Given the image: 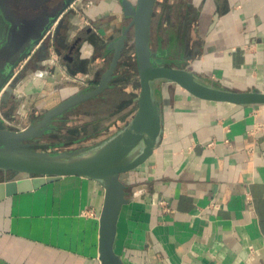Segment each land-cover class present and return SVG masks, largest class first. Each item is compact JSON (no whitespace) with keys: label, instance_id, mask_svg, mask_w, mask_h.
I'll list each match as a JSON object with an SVG mask.
<instances>
[{"label":"crops","instance_id":"1","mask_svg":"<svg viewBox=\"0 0 264 264\" xmlns=\"http://www.w3.org/2000/svg\"><path fill=\"white\" fill-rule=\"evenodd\" d=\"M129 22L117 0H76L50 29L48 52L32 48L15 70L4 124L16 123L17 107L22 116L31 112L27 126L35 124L94 88ZM78 38L72 60L64 61ZM150 42L214 88L264 92V0H156ZM75 82L76 92L63 97ZM154 89L159 146L121 175L128 202L115 254L122 264H264V106L202 101L168 81ZM34 106L47 110L36 116ZM15 179L0 171V182ZM102 199L99 182L75 176L3 199L0 264H100Z\"/></svg>","mask_w":264,"mask_h":264},{"label":"water","instance_id":"2","mask_svg":"<svg viewBox=\"0 0 264 264\" xmlns=\"http://www.w3.org/2000/svg\"><path fill=\"white\" fill-rule=\"evenodd\" d=\"M75 1L58 0L54 5L44 8L42 14L21 33L19 44L14 42L16 47H9L3 55L0 63V171L25 177L0 182V201L31 192L63 177H83L99 182L103 188V199L98 218V260L100 264H122L113 248L119 213L128 202L121 175L143 165L159 146L162 122L159 101L154 96V83L168 81L202 101L242 107L264 106V92L257 89L249 92L217 89L204 83L191 71L164 64L160 60V52H151L150 49V26L156 0H117L123 15L129 17L130 22L110 46L112 58L98 84L48 109L36 124L21 130H11L4 124V118L8 117L3 111V101L15 86V68L36 46H39V51L48 52L51 36L48 32ZM42 24L44 28L41 34L20 50L18 59L6 72V64ZM9 31L10 24L0 8V46L6 41ZM130 34L139 89L136 109L130 122L106 141L75 150H53L56 146L64 147L75 141L59 144L32 142L35 138L53 132L55 125L52 123L62 118L64 113L96 99L112 88L114 71Z\"/></svg>","mask_w":264,"mask_h":264},{"label":"rangeland","instance_id":"3","mask_svg":"<svg viewBox=\"0 0 264 264\" xmlns=\"http://www.w3.org/2000/svg\"><path fill=\"white\" fill-rule=\"evenodd\" d=\"M0 8L3 12L5 19L10 24V31L7 34L6 41L4 44L0 46V63L2 62L3 55L5 51L9 47H16L15 43L19 44V40L21 39L20 36L22 35L25 28L31 24L37 16H40L43 12V8L39 5L38 0H0ZM57 11V9H55ZM45 25V23H44ZM44 25L42 24L27 41L23 43L22 47H20L19 51L15 54V56L6 64V72L12 67V65L18 59V55L20 54V50L24 49V46L30 44L34 38L39 36L43 31ZM131 35V34H130ZM24 36V35H23ZM22 36V38H23ZM19 38V39H18ZM17 39V41H15ZM19 46V45H18ZM22 63V62H21ZM19 63L15 70L18 69ZM121 65L117 70V73H120V77L113 79V84L116 83L120 86V90H124L123 92L116 93L113 92L109 99H106L102 102H91L88 106H83L80 110L75 111V113L66 117L67 123H69L68 129L61 128L55 129L53 132L42 135L38 138L31 140L32 142H36L39 144H59V143H68L73 142L72 144L65 145L64 147L54 148V151H69L75 150L82 147L93 146L98 142H101L104 136L99 138H94L96 133L104 130V129H114L121 126L124 121L128 120L129 116L135 111L136 109V98L138 93V76L136 72L135 66V59H134V49H133V39L132 36L126 42L124 55L121 59ZM116 81V82H115ZM118 82V83H117ZM73 86L74 89H78V83L75 82ZM115 85V84H114ZM116 85V86H117ZM164 86V85H163ZM118 88V87H117ZM74 91L67 92L63 94V97H66L70 94H73ZM128 91V92H127ZM134 94V96H129L127 93ZM49 106L53 104L50 102ZM38 104L37 106H39ZM44 105V104H43ZM37 106H34L37 108ZM38 109L36 114L40 115L44 113L47 109ZM118 112H121L117 114ZM132 112V113H131ZM24 113V112H23ZM14 116L17 118L16 123L12 124L9 127L11 130H21L22 128L26 127L29 123V115L31 112H28V115H20V110L17 109L14 111ZM125 116V120H119L115 122L120 117ZM55 124V123H54ZM53 124V125H54ZM68 127V126H66ZM76 129V133L74 134L72 131ZM76 147V148H75ZM13 177L15 178H23L25 177L22 174L13 173Z\"/></svg>","mask_w":264,"mask_h":264},{"label":"trees","instance_id":"4","mask_svg":"<svg viewBox=\"0 0 264 264\" xmlns=\"http://www.w3.org/2000/svg\"><path fill=\"white\" fill-rule=\"evenodd\" d=\"M130 38H131V35H128L126 41H128V39H130ZM150 49H151V52H157V51L160 52V55H161L160 60H162L164 64H166L168 66H172L173 65L176 68L180 67V63L168 61V59L166 57V53H164V51L162 49H160V48L153 49V44L151 42H150ZM112 89H113L112 91L116 92V93L117 92L120 93V92L124 91V90L122 91L119 88L113 87V86H112ZM113 92H107L106 94L103 93L99 97H97L96 99H92L90 101H87V102L81 104L79 107H77V109H73V110H70L69 113H65V115L61 119H58L57 121H55L54 125H55L56 129L59 130V129H61L63 127L62 124L60 123L61 121H59V120H64V118L66 119L67 116H69L70 114L75 113V111H77L78 109L80 110V108H82L83 106H88L91 102H102L104 100L106 102V99L107 98L109 99V96H111L113 94ZM127 94L129 96H132V95L134 96V94L132 92H131V94H129V93H127ZM134 112L133 113L131 112L132 114L129 116L128 120H126V121H124L125 120L124 118L128 114H126V115L120 117L119 119H117L115 122H118L119 120H123L124 121V123L121 126H119L118 128L116 127L114 129H109V128L108 129H104V130L96 133L94 138H99L101 136H104V138H103V140L101 142L106 141L107 139H109L110 137H112L113 135H115L116 133L121 131L130 122V120L132 119V117L134 115ZM119 113H121V112H118L117 114H119ZM41 117H42V115L37 120H35L34 123L36 124L41 119ZM70 132H73L75 134L76 133V129H73ZM55 148L57 149V148H59V146H56ZM8 173H12L13 174V172H8Z\"/></svg>","mask_w":264,"mask_h":264},{"label":"flooded vegetation","instance_id":"5","mask_svg":"<svg viewBox=\"0 0 264 264\" xmlns=\"http://www.w3.org/2000/svg\"><path fill=\"white\" fill-rule=\"evenodd\" d=\"M39 1V5L43 8V10H44V8H46V7H49L50 5H54V3H56L58 0H38ZM79 42V38L78 39H76L75 41H74V43H72V45L69 47V52H68V55H65L64 57H63V60L64 61H70V60H72V58H71V56H72V53L75 51V49L77 48V43ZM105 101V100H104ZM83 104V103H82ZM81 105V104H80ZM79 105V106H80ZM79 106H77V107H79ZM5 107V105H4V103H3V108ZM77 107L76 108H74V109H77ZM73 110V109H72ZM79 110V109H78ZM66 113H69V111L68 112H66ZM64 115H65V113H64ZM63 115V116H64ZM71 115V114H70ZM61 119V118H60ZM57 121V120H56ZM59 121H61L60 123L62 124V128H66V129H68V128H70L69 127V123H67V122H69V121H67V119H65L64 118V120H59ZM55 123V121L52 123V124H54ZM66 126H68V127H66Z\"/></svg>","mask_w":264,"mask_h":264},{"label":"built area","instance_id":"6","mask_svg":"<svg viewBox=\"0 0 264 264\" xmlns=\"http://www.w3.org/2000/svg\"><path fill=\"white\" fill-rule=\"evenodd\" d=\"M48 34H50V31L48 32ZM162 205V203H160Z\"/></svg>","mask_w":264,"mask_h":264}]
</instances>
